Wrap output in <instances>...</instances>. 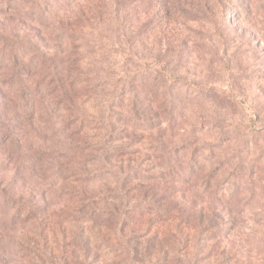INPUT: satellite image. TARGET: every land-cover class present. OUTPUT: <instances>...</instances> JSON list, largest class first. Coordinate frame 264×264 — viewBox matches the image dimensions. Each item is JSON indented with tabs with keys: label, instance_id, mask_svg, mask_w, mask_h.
<instances>
[{
	"label": "rangeland",
	"instance_id": "rangeland-1",
	"mask_svg": "<svg viewBox=\"0 0 264 264\" xmlns=\"http://www.w3.org/2000/svg\"><path fill=\"white\" fill-rule=\"evenodd\" d=\"M102 3L0 0V35L35 45L18 75L0 60V264H264V0H153L118 46ZM138 72L165 88L112 111Z\"/></svg>",
	"mask_w": 264,
	"mask_h": 264
},
{
	"label": "trees",
	"instance_id": "trees-1",
	"mask_svg": "<svg viewBox=\"0 0 264 264\" xmlns=\"http://www.w3.org/2000/svg\"><path fill=\"white\" fill-rule=\"evenodd\" d=\"M152 1L153 0H103V3L101 5H97L96 8L94 7V5L91 6V8L95 10V12L90 13L89 16H91V18H100L102 16L100 14L108 15L109 27L105 30V32L110 33L111 36L114 35L113 36L114 39L111 44L112 46L122 45V42H125V39L129 40V38L130 40L132 39L133 41H138V40L141 41V40H145L143 38H145L146 36V31H142L143 26H141L140 23L145 21L146 14L150 13L151 9L149 7ZM41 14L42 11H40V13H37V15H41ZM129 14H130V22H128L125 18ZM53 15H54V11H51V9H49L47 12V16L41 17L40 20L42 22H46ZM129 26L131 28L130 35L132 33L134 34L132 36L128 35ZM59 33H61L60 35L61 38L70 36V37H78L81 38L82 40H85L84 42L87 43L85 45V49H91L92 51L94 50L99 51L105 48L108 49L109 43L106 42L102 32L96 33L91 31L92 34L85 32L81 33L77 29H73L70 26L64 25L59 30ZM30 43L31 42L29 40L22 39L19 35L15 33L0 35V60L5 61L7 63L9 62V65H7V67H9V69L15 70L16 72L15 75L20 74L21 69L32 64L30 62V59L26 58V52H30V48L35 47L34 44H30ZM136 48L137 47L133 45L129 47L130 50H134ZM51 55L52 56L44 57V59L41 61L43 66H46L48 68L53 67L55 70L54 75H52V77L47 83V84L55 83V86H49V88L51 89L49 91H54L55 89H57L56 86H58L62 90L63 88H66V86L64 85L65 82L63 80L61 81L60 79H58V73L55 65V62L56 63L58 62L56 60L57 57H55L56 53ZM128 55L135 57L137 59H141L140 57H138L137 53L129 52ZM59 63L62 64V60L59 59ZM92 69L95 72H98V70L91 68V70ZM146 78H149V76L143 75L141 72H138L133 75H127V77H121L119 81L114 83L113 94H115V97L110 104L111 110L112 107L115 106L116 104L115 101H117L116 100L117 97L120 98V101L118 100L119 103L116 105V107L120 106L122 100L128 99L131 101L130 105L132 106V110L134 111H137V109L146 110L147 106L141 102L142 101L141 98H138L137 93L139 94V92L137 91L138 90L143 91L147 87V92L150 93L152 92V89H154V91H159L165 88V85L162 83L163 79H161V77H159L158 74L155 75L154 84H152L151 81L144 80ZM17 79L19 80V82L21 81L19 86L20 89L21 86H23L29 90L28 93H33L32 87H30L27 84V80L21 78L20 76L17 77ZM93 79L100 81L102 80V77L98 74ZM173 80H177V78L176 79L174 78ZM15 82L16 81H14V83H12V87L8 89L11 92L18 91L19 89L18 85ZM36 84L37 86L35 85L36 89H34V93H39V86L41 85V83L37 81ZM97 88H98L97 85L91 87L92 92H96ZM126 95H128V98H125ZM166 98H167L166 104L170 103V106H174V101L172 99L170 101V97H168V95H166ZM51 105L52 107L59 108L61 106V101L60 100L55 101ZM101 106L103 105L101 104ZM163 107H165V105H163ZM95 120L100 122L103 121L106 122V117L105 115L102 114L96 117ZM110 121L111 118L107 120V122ZM11 136H12V132L9 133V135H7V139H9ZM63 170L64 169H61L59 171L60 172L59 175L63 173ZM0 195H4V193H0ZM160 209L161 207L158 208V210Z\"/></svg>",
	"mask_w": 264,
	"mask_h": 264
}]
</instances>
